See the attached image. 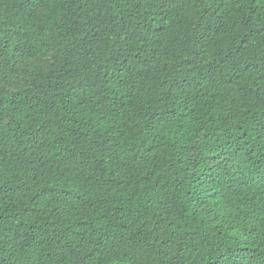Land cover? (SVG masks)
<instances>
[{
    "label": "trees",
    "instance_id": "obj_1",
    "mask_svg": "<svg viewBox=\"0 0 264 264\" xmlns=\"http://www.w3.org/2000/svg\"><path fill=\"white\" fill-rule=\"evenodd\" d=\"M264 0H0V264H264Z\"/></svg>",
    "mask_w": 264,
    "mask_h": 264
},
{
    "label": "snow or ice",
    "instance_id": "obj_2",
    "mask_svg": "<svg viewBox=\"0 0 264 264\" xmlns=\"http://www.w3.org/2000/svg\"><path fill=\"white\" fill-rule=\"evenodd\" d=\"M261 127L264 128V121L261 122Z\"/></svg>",
    "mask_w": 264,
    "mask_h": 264
}]
</instances>
